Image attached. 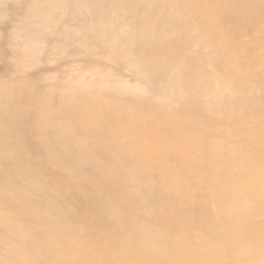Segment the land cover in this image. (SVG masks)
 I'll list each match as a JSON object with an SVG mask.
<instances>
[{"label":"bare ground","instance_id":"bare-ground-1","mask_svg":"<svg viewBox=\"0 0 264 264\" xmlns=\"http://www.w3.org/2000/svg\"><path fill=\"white\" fill-rule=\"evenodd\" d=\"M41 2L42 0H0V18L2 16L9 17L6 21L0 20V31H3L4 35L1 44L6 43L11 38L12 40L15 39L18 31L15 24L21 21V12L32 4L34 7L40 8V11L36 14L37 18L34 20L35 24L39 23L41 28L33 30L38 38H30L29 42H34L35 39L48 41L55 37L59 40L85 41V44L79 43V49L76 52L85 60H91L96 55L97 49H100L101 55L105 56L109 53L115 59H122L130 52H134L138 53L137 55L141 59L168 61L181 50L185 52L184 39L193 41L194 38L197 40L199 37H203L200 42L206 45H208V41L218 37L220 40L217 44L219 52L224 54L219 53L217 59H226L223 55H234L236 51V39L240 33L238 32V35L235 32L234 27L236 26L234 24H240L241 22L249 27H254L260 34V37L256 39L250 38V41L245 45L248 50L246 56L250 55L249 50L252 44L260 43L261 49L264 50V0L241 1L240 5H244L247 10L245 14L242 12L233 14L229 11L230 8L226 3H215L212 0H205L202 2L203 4L199 3L201 4L199 6L197 0H55L52 5L45 8L42 7ZM62 10L67 14L58 15V12ZM210 13L214 14L213 18L216 17V21L213 24L203 25L204 16ZM67 15L76 18L78 25L68 26V22L63 21ZM97 20L100 22L96 23ZM231 25H234V27ZM89 27L94 28L86 33V29H89ZM147 27H150L152 31L157 30L160 41L154 42L151 39L152 34L147 33ZM88 42L92 45V48L88 45ZM194 52L198 53L199 50L196 49ZM261 58L264 59V51H262ZM185 59L188 58H182L183 66L184 63H187ZM2 62L4 63L3 60ZM214 67L212 69L211 66V70H215ZM134 68L136 72L138 67L135 65ZM240 69L242 70V68ZM215 71L213 72L215 73ZM138 74L146 77L145 81L149 85H154L157 82L156 76L158 73L156 72H147L145 75L144 73H137V76ZM22 76H13L11 83L17 85L21 82L34 80L36 77L32 75ZM168 76L169 80L167 81ZM182 82L181 71L173 69L165 73V79L161 84L165 85L166 90L168 88L175 90L182 86ZM193 86L194 84L185 86L186 100L190 99L189 101H192L194 99L191 96ZM12 89L11 91H0V264H126L127 261L132 264H190L192 260L200 264H241L243 258L248 261L247 264H263L260 259L264 256V243H260V240L264 238L260 240L259 238L258 240L257 238H248L246 233L239 236L244 242L243 245L241 244L242 256L239 257L232 254L233 248L231 250L225 242L226 233L229 234L231 231L229 229V232L225 230L226 233L217 231L219 221L225 222L222 224H227L228 227H236L237 222L235 223V219L232 218V210H226L225 212L222 210L220 216H214L218 221H208L211 218V211L206 205L202 206L203 204L198 203L201 207H190L189 204H185L189 208H184L180 206L182 204L181 200L175 198L171 192H166L164 195L160 193V197H163L160 202L155 201L153 197L146 196L145 194L148 192L142 189L137 191L134 196L130 195V197L120 194V192L131 191L134 186L141 184L146 175L151 176L154 181L160 180L158 178L160 169L149 167L141 160L145 151H147L145 149L148 145L147 143L144 145L145 149L140 147L142 142H139L141 141L139 138L141 137H133V134L132 137L130 136L132 139L124 142L129 148L130 146L134 148L132 150L133 155L126 157L119 146L114 145L113 142L106 141L105 143L101 137H98L97 132L87 130L89 117L87 119H80V117L83 111L90 110L93 106L92 101L84 100L80 102L78 95L59 102H56L57 99L54 98L49 100L48 96L42 99L38 97L27 98L26 87ZM261 100L264 102V96ZM240 114V117L245 116V111L242 115ZM250 116L251 114L246 117ZM109 117L106 118L108 121H105L110 122ZM153 118V116H150L149 121ZM248 122L250 121H246L245 124L248 125ZM102 124L103 129L105 126L107 128L108 125H105L104 122ZM240 134L242 133L240 132ZM106 135L103 134V136ZM247 135L249 134L247 133ZM76 136H80L82 140H77ZM121 138L126 139L124 136H121ZM142 140L144 142V139ZM243 140L244 138L240 142L245 143ZM92 141L97 145L106 147L109 151L115 152L116 162H111L115 166L102 165L94 160V157L98 154L103 157V148H99L100 151L98 152L90 153L77 148H86ZM170 149H167L168 154H166L170 156V159H174L179 152ZM228 150L230 151L229 147ZM213 151L214 156L211 155V159L207 162L211 164L215 161L217 167L221 168L223 164L225 166L223 167L227 169L228 161H226V158L228 157L224 156L226 152L223 151L222 153V150H220V154L226 159L224 161L222 160L223 157L219 159L218 149ZM215 151L218 154V159L222 161L221 165L217 156L215 157ZM153 152H150L149 157L145 154L146 159L151 158L150 160L147 159L148 163L152 158L156 159L157 161L154 162L158 164L161 155L158 156ZM110 159L107 158L106 161L110 162ZM146 159L144 158L145 161ZM199 159L201 158L199 157L198 161L194 163L190 159L191 164L193 163V170L199 168V163L202 162ZM204 162L206 163L205 160ZM237 162L241 165L248 163L246 159H237ZM174 163L176 162L174 161ZM124 166L130 169V172L126 173L128 181L122 183L121 188H119L115 185L116 182H122V174L117 172L116 169L119 170V167L124 168ZM202 166L204 165L202 164ZM183 168L185 169V167ZM219 170L224 169L217 168L215 171ZM197 171L199 170L197 169ZM216 172L213 175H216ZM221 172L219 171V173ZM107 173L112 181L106 183L96 179V177ZM222 173L218 176L221 177L224 173L228 174L229 172L226 170ZM227 174L226 177H228ZM230 174H228L229 179L234 175ZM239 175H241V178L244 177L242 174ZM228 178H223L224 182L227 179V184L223 182L225 185L230 184L227 182ZM230 180L229 182H232ZM167 181L171 180L167 179ZM217 181L219 182L220 179ZM163 182L158 181L157 185ZM220 183L222 182L217 185H220ZM234 183L236 184V181ZM224 184L223 186H225ZM217 185H213V188ZM195 186L193 188L198 190L199 185H197L198 189ZM233 186L236 187V185L232 183V190L235 189ZM239 188L240 190L237 186L236 189L239 193L240 191L243 193L241 187ZM106 191L109 196L105 195ZM222 191L225 192L224 188L218 190L219 193ZM121 197L124 199H120ZM195 197L199 198L196 195ZM220 197L222 196L214 197V199L217 198V202L214 201L217 203H215L216 206L220 204ZM72 199L79 201L75 209L70 205ZM172 200L174 201L172 204L165 203V201ZM224 201L226 200L224 199ZM254 202L256 201L252 200L251 204ZM253 206L260 207L259 204H253ZM257 207L254 209L258 210ZM260 208L258 211L262 213ZM160 209L161 211L174 209L177 216L181 218H186L190 214L199 215V218H204L205 222H200L195 225V228L201 229V231L207 228L211 233H209L210 238L207 241L197 234L188 237L190 234L187 233L189 235L185 236L182 243L175 241L173 236L178 227L170 224V222L165 223L154 220V218L156 219L164 214L160 212ZM259 213H257L258 216ZM252 214L254 215L253 212ZM250 215L249 213L248 216L250 217ZM166 217L168 216L166 215ZM9 219L11 221H7ZM141 220H145L147 226H151L145 228L140 226L139 221ZM259 223H261V220L257 222L254 220L253 224L256 226L254 229H258L256 230L258 234L261 233L258 227ZM244 229L246 230V228ZM183 232L186 235L185 231ZM177 233L179 234V232ZM230 234L233 235L234 233L231 232ZM176 237L179 236L176 235ZM181 237L183 236L181 235ZM184 241L191 243L194 250L186 251L185 248L187 247H183ZM106 248H109V250Z\"/></svg>","mask_w":264,"mask_h":264},{"label":"rangeland","instance_id":"rangeland-1","mask_svg":"<svg viewBox=\"0 0 264 264\" xmlns=\"http://www.w3.org/2000/svg\"><path fill=\"white\" fill-rule=\"evenodd\" d=\"M53 1L55 2V0H42V7L45 8L52 5ZM197 1L199 6L203 4L202 2L205 0ZM212 1L215 3H226V5L230 8L229 11L233 14H237L238 12H242L243 14L247 13L244 5H240V2L243 0ZM39 11V7H34L31 4L30 7L27 6L26 9L21 12V21L15 24V26L18 27V31L14 40L11 38L6 43L4 42L1 44V41L4 39V35L3 31H0V58H3L0 59V91H11L13 90L12 88L20 89L24 86L28 92L26 95L27 98L38 97L42 99L48 96L49 100L54 98L57 99L56 102H59L61 100L64 101L66 99H70L74 95H78V97H80V102L84 100L92 101L93 106L90 110L83 111L80 117V119H87L89 117V124L88 127H86L87 130L97 132L99 134L98 137H101L105 143L106 141L113 142L114 145L116 144L119 146L126 157L133 155L132 150L134 148L132 146L129 148V146H127L124 142H128L132 139L131 137L133 134V137H141L139 138L141 141L138 139L140 143L142 142V145H139L140 147L145 149L144 145L146 143L148 144L146 146L147 149H145L147 151L144 150L146 156L148 155L149 157L150 152L152 153V151H154L153 153L158 156L161 155V159H158V164H156L157 162H154L157 160L153 158L148 163V160L151 158H147V160L145 154L141 160H143V162H145L149 167H157L160 169V173L158 175L160 180L158 181H164L162 184L157 185L158 181H154L151 176L146 175L141 184L134 186V189L131 191L120 192V194L130 197V195L134 196L137 191L142 189L143 191L148 192L146 194L144 193L146 196L153 197L155 201L160 202L163 198L160 197V193L164 195L166 192H171L175 198L181 200L182 204H180V206L184 208H189V206L201 207L202 204V206L206 205V207H208L211 211V218L208 221H218L214 218V216H220L222 210H224V212L226 210H232V218L235 219V223L237 222L236 227H228L227 224H222L225 222L219 221L217 231L220 233H226L229 229L232 233H234L232 235L230 234L231 232L228 231L229 234L226 233L225 235V242L231 250L233 248L232 254L235 256H242L241 247L244 242L239 236L243 235V233H246L248 238H257V240L258 238L259 240L264 238V102L261 100L262 96H264V59L261 58L262 51L264 50L261 49L260 43L255 45L252 44L250 45L249 50L250 55L246 56V52L248 50L245 46L250 41V38L256 39L260 37L257 29L249 27L243 22L240 24H234L236 27L231 25L235 28V32H239L240 35L238 33L239 36L236 39L237 49L235 48V50L237 52L235 51L234 55H223L226 59H217L221 53L224 54L223 52H219L217 44L220 40L218 37L208 41V45L200 42V39H203V37H199L197 40L194 38L195 40L193 41H187V39H184L185 42L183 44L186 47L185 52L181 50L179 53L174 54L170 59H168V61H162L161 59H141V57L137 55L138 53L134 52H130L122 59H115L110 56L109 53L105 56L101 55V50L97 49V47L94 48L95 50L97 49L96 55L91 60H85L81 57V55L76 53L79 49V43L85 44V41L78 42L70 39L59 40V38L55 37L49 39L48 41L35 39L34 42H29L30 38H35L37 36L33 30L35 28H41L40 24H35L34 20L37 18L36 14ZM62 13L67 14V12H63L62 10L58 12V15ZM213 17L214 14L212 15V13L204 16V22L202 24H213L216 21V17ZM8 18L9 17L7 16H2L0 20L6 21ZM63 21H67L68 26L78 25L76 18H73V16L69 17V15H67ZM99 22L100 21L98 20L96 21V23ZM198 27L200 28V26ZM93 28L94 27H89V29L87 28L86 33H89ZM246 29H248V32L246 31L247 33L244 31ZM147 33L152 34L151 39L154 42L160 41V35L157 33V30L152 31L150 27H147ZM88 45L90 47L92 46L89 42ZM180 45L182 44L180 43ZM196 49L199 50L198 53L194 52ZM213 52H216L217 55L216 53L213 54ZM192 53L199 55L195 56ZM183 57L188 58L187 60L185 59L187 63H184V66L182 63ZM185 60H183V62H185ZM135 65L138 67L136 72L134 68ZM211 66L212 69L213 66H215L214 68L216 71L211 70ZM240 68H242V70ZM173 69L181 71L183 81L182 86H180L181 88L179 87L175 90L171 88L166 90L165 85H162L161 82L165 79V73H168ZM213 71H215V73ZM147 72L158 73L156 76L157 82L154 85L147 84L145 81L146 77H143V75L138 74L137 76V73H144L145 75ZM16 75H23L22 77L32 75L36 77L34 80L14 85L11 81L12 77ZM168 80L169 76L167 78V81ZM189 84H194L191 95L192 98H194V101H189L190 99L186 100L185 86H188ZM244 111L245 116L240 117L239 114L241 113L240 115H242ZM250 114V117H246ZM107 115L110 116V122H107ZM150 116L154 117L151 121H149ZM246 121H250L248 122V125L245 124ZM103 122L105 125H108L107 128L105 125L104 129L102 128ZM105 128L107 129V132H109L107 134L108 136L106 135L107 132ZM240 132L242 134H240ZM113 133L114 135L112 136ZM247 133L249 135H247ZM103 134L106 136H103ZM121 136H124L126 139H122ZM242 136L245 143L240 142V140L243 139ZM76 139L80 141L82 140L80 136H76ZM142 139H144V142ZM190 143H193L194 145ZM228 147L230 148V151L228 150ZM77 148L89 153L98 152L100 151L98 150L99 148H103V157L98 154L94 157V160L102 165L109 164L115 166L111 163L116 162L115 152L109 151L106 147H102L101 145H97L94 141L90 142L86 148ZM170 148L179 152H177L178 154L175 155L174 159H170V156L167 155V149L171 150ZM214 149H216V151L218 149L217 153L219 154L218 155L215 151V157L218 155L220 156L219 159L222 157V160L224 161L227 159L226 161H228L229 165H226L223 162L227 168L225 169L222 161L219 160L217 156V159L221 162L220 165L222 164L221 168L225 170L219 171L226 172L227 170L229 172L228 174H234L230 178L231 180L228 178L229 175L224 172V175H221V177L223 176L222 178L218 176L222 172L219 173V171H217V174L215 171L217 168L221 169L219 166H216L217 164L214 163L215 161L211 163L212 165L214 164L213 166L207 162L211 159V155L214 156V154H212ZM220 150H222V153L225 151L226 153H224V156L230 159H224L225 157L220 154ZM197 157H200L202 160L199 159V161L203 162H198L200 164L199 168H197L199 171H197V169L193 170V163L198 161ZM231 157L232 163L230 162ZM107 158H111L110 162L106 161ZM190 159L193 161L192 164ZM237 159H246V162L248 163L246 165H241L237 162ZM174 161L176 163H174ZM169 162H173L174 165ZM202 164L204 166H202ZM183 167H185V169ZM211 169L216 172V175H213L215 173H212ZM116 171L122 174V182H116L115 186L121 188V184L128 181L126 173L130 172V169L124 166V168L119 167V170L116 169ZM226 174L228 177H226ZM239 174H242L244 179L241 178V175ZM209 177L211 178L209 179ZM216 177H219V182H222L220 183V185L222 184L221 187L220 185H217L219 182H216V180H218ZM224 177L232 181H227L228 184H231V186L230 184L225 185L227 184V179L224 182ZM96 179L106 183H108V181H112L108 173L103 176L96 177ZM167 179L171 181L168 182ZM234 179L236 184L234 183ZM196 180L197 182H195ZM153 181L154 183H152ZM167 183L170 184L167 185ZM232 183L236 185V187L233 186V188H235L233 190L231 189ZM223 184L225 186H223ZM194 185H196V189H198L197 185H199V189L200 185L202 188L200 191L199 189L195 190V188H193ZM213 185H217V187L213 188ZM237 186L238 190H240L239 187H241L243 193L245 192V198L243 193H241V191L239 193L236 189ZM165 187L167 191L165 190ZM220 188H224L225 192L222 191L219 193L218 190ZM234 190L236 191L234 192ZM193 194L199 198H196ZM105 195L109 196V193L106 191ZM219 195L222 196L220 198L223 200L219 199L220 204L216 206L217 198L214 199V197H219ZM238 198L240 199L238 200ZM120 199L124 198L121 197ZM224 199L226 201H224ZM220 200L224 202L222 203ZM252 200L256 201L253 203L254 205L259 204L261 208L253 206V204H251ZM173 202V200L165 201L166 204H172ZM78 204L79 201L74 199L70 201V205L73 209H75ZM185 204H189V206L187 207ZM256 207L258 210L260 208V210H262L260 212L262 213L255 210ZM254 211L259 213V216ZM160 212H163L164 214L160 215L156 219L154 218L155 221L165 223L170 222V224L178 227V230L173 236L175 241H180L182 243L185 236H188L189 234L190 235L188 237H193L197 234L205 238L207 241L210 238V231L207 230V228L204 229V231L195 228V225H198L200 222H205V220H203L204 218H199V215L190 214L186 218H181L177 216L174 209L168 211H161L160 209ZM249 213L252 217L251 215L250 217L248 216ZM10 214L13 215L12 213ZM255 214H257V216H255ZM166 215L168 217H166ZM253 219L255 222L261 220V223H259L258 226L260 228L259 231H261L259 234L258 232L256 233V230L258 229H254L256 226L253 225ZM7 221L11 220L9 219ZM139 225L144 228L151 226H147L145 220L139 221ZM244 228H246V230ZM182 229H184L183 231H185L186 235H184ZM177 232H179L180 235ZM187 233L189 234L187 235ZM176 235L180 238L176 237ZM181 235L183 237H181ZM260 241V243H264V239ZM185 246L187 248H185ZM183 247L186 251L188 250V252L190 250H194L193 245L187 241H184ZM106 249L109 250V248ZM260 260L264 264V256L261 257ZM194 263L200 264L195 262V260L190 262V264ZM240 263L247 264L248 261L243 258ZM126 264L132 263L127 261Z\"/></svg>","mask_w":264,"mask_h":264}]
</instances>
